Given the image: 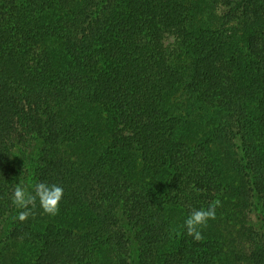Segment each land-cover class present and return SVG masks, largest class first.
<instances>
[{
  "label": "trees",
  "instance_id": "trees-1",
  "mask_svg": "<svg viewBox=\"0 0 264 264\" xmlns=\"http://www.w3.org/2000/svg\"><path fill=\"white\" fill-rule=\"evenodd\" d=\"M0 264H264V0H0Z\"/></svg>",
  "mask_w": 264,
  "mask_h": 264
},
{
  "label": "clouds",
  "instance_id": "clouds-1",
  "mask_svg": "<svg viewBox=\"0 0 264 264\" xmlns=\"http://www.w3.org/2000/svg\"><path fill=\"white\" fill-rule=\"evenodd\" d=\"M63 196L64 189L57 184L39 182L33 186L32 191L17 184L13 190L12 203L22 209L17 218L24 222L33 215L31 209L35 207L37 200L44 214L53 217L58 215ZM220 206L221 202L217 199L213 200L206 209H193L184 221L186 234L196 242L202 241L203 230L207 228L209 220L216 219V210Z\"/></svg>",
  "mask_w": 264,
  "mask_h": 264
}]
</instances>
